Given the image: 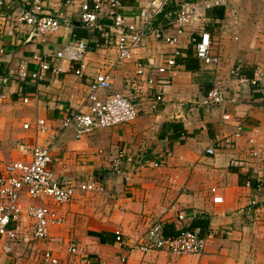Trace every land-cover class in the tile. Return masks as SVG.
<instances>
[{
  "label": "crops",
  "instance_id": "obj_1",
  "mask_svg": "<svg viewBox=\"0 0 264 264\" xmlns=\"http://www.w3.org/2000/svg\"><path fill=\"white\" fill-rule=\"evenodd\" d=\"M3 1L9 11L19 12V0ZM81 1L43 0L47 11L63 18L60 29L46 35L44 41L26 25L10 30L13 22L0 33V75L6 77L0 87L4 158L26 157L19 144H51V168L60 181L95 180L104 185L102 193L86 192L97 194L89 201L76 199L80 191L69 203L52 205L63 215L64 223L52 228L46 241L35 240L34 246L52 250L62 264H119L128 245H119L116 233L124 235L129 244L143 237L153 221L161 220L169 235L181 227L201 236L215 234L199 254L135 250L128 255L129 264H264V208L256 212L249 206L253 198L264 200V191L254 189L263 163L249 155L247 142L254 135L264 136V88L241 84L231 75L235 66L251 75L256 65L264 64V0H231L223 18L209 17L208 29L221 57L214 69L200 66L186 34L180 35L181 59L157 110L150 108L153 90L136 75V62L151 61L152 67H159L174 47L147 37L129 59L119 62L113 41L80 24L64 22H78ZM179 1L169 3L156 21L171 35L175 34L171 21ZM122 3L127 23L138 27L134 15L141 1ZM74 31L87 43L82 60L52 59L67 42L76 40ZM36 53L51 58L59 72L47 71L39 82L17 80L13 73L20 62L34 68L31 56ZM184 63L197 68L187 70ZM80 67L85 73L81 78L74 74ZM97 73L109 74L110 92L128 95L137 104L139 115L131 123L97 129L78 139L72 129L62 128V117L72 110L87 109L88 82ZM213 87L222 90L224 102L201 106L200 98ZM225 114L229 118H223ZM37 118L46 120V134L37 133L32 125L23 128ZM237 126L243 132L235 147L216 142L214 153L206 152L215 136H231ZM120 151L133 161L123 160L121 171L116 172L113 161ZM155 162L160 166H154ZM246 181L252 185L247 186ZM213 187L222 197L221 203L213 202ZM179 214L182 220H178ZM71 241L78 248L74 254L68 252ZM21 250L28 253L31 245L15 247L11 254ZM11 254L0 253V264H17Z\"/></svg>",
  "mask_w": 264,
  "mask_h": 264
},
{
  "label": "built area",
  "instance_id": "obj_2",
  "mask_svg": "<svg viewBox=\"0 0 264 264\" xmlns=\"http://www.w3.org/2000/svg\"><path fill=\"white\" fill-rule=\"evenodd\" d=\"M141 8L135 13L138 27L127 23L126 15L122 13V0H84L78 5V22L80 26L90 33H97L106 40L113 41L118 54V61L129 59L134 50L140 47L147 37L161 41L174 47L159 67H152V62H136V75L153 90L150 108L159 109L165 101V89L171 84L178 63L176 58L180 55L177 48L180 35L186 34L193 47V56L200 66L216 68L221 57L215 50L217 40L206 29L208 20L206 10L213 6H222L229 11L231 0H181L173 11L172 26L175 34L166 33L157 26V18L165 7L176 0H139ZM19 12L14 14L9 7L0 0V33L5 32L7 25H26L44 41L46 35L57 32L63 24V18L53 15L45 8L43 0H19ZM70 3V1H67ZM3 7H6L3 9ZM8 7V8H7ZM66 24L73 23L65 21ZM3 28V29H2ZM9 30V29H8ZM7 30V31H8ZM12 32V31H11ZM67 42L64 47L52 55V59H67L69 61L82 60L87 50L84 39ZM3 50L0 49V52ZM51 58L43 54H33L34 68H29L25 61L20 62L14 74L19 81L31 80L39 82L44 79L45 73L51 71L58 73L60 67L53 64ZM78 77L84 76L82 67L74 70ZM232 77L241 84H249L264 88V64L254 67L250 76L241 72L240 66L231 70ZM6 82V77L0 75V87ZM88 106L85 111L72 110L66 112L61 121L63 129H72L76 138L80 139L97 129L110 128L123 123L133 122L139 115L137 104L122 92H110L111 81L107 73H97L88 82ZM104 92L100 96V92ZM1 97H4L2 95ZM28 101L27 97L23 98ZM224 102V95L220 88L213 87L200 98L199 104L204 107H215ZM223 118H229L228 114ZM39 134H46L48 126L46 120L37 118L33 124H23L24 129L30 128ZM242 127L237 126L231 136L219 138L215 136L206 149L209 154L214 153L215 143L235 147V140L242 135ZM248 153L255 160L259 159L263 165L257 170V182L254 189L264 191V136L254 135L248 138ZM18 149L26 157L18 160H6L0 148V253L11 254L15 247H29L32 240L46 241L50 230L64 223V217L57 207L72 201L78 192L104 191V185L95 180L62 182L51 168L53 163V146L51 144H37L31 146L19 144ZM123 160L132 162L133 158L120 151L113 161V169L121 171ZM141 163L140 166H144ZM154 166H160L155 162ZM251 186L250 181H246ZM213 202L221 203L222 197L216 188H211ZM249 206L259 212L264 208V200L251 199ZM183 215H178L182 220ZM215 232L199 235L190 229L181 227L177 235H167L164 223L155 220L148 227L140 239L127 244V239L121 233H116V242L128 245L125 253L120 254L119 264H129L130 252L140 250L145 253L150 250H163L176 256L199 254L214 237ZM77 244L71 241L68 247L70 254L76 253ZM15 264V262H12ZM40 264H62L60 258L50 249H45L40 256ZM102 264H110L102 262Z\"/></svg>",
  "mask_w": 264,
  "mask_h": 264
},
{
  "label": "rangeland",
  "instance_id": "obj_3",
  "mask_svg": "<svg viewBox=\"0 0 264 264\" xmlns=\"http://www.w3.org/2000/svg\"><path fill=\"white\" fill-rule=\"evenodd\" d=\"M79 196L76 197L77 200L89 201L97 196V194L80 192ZM35 240L31 241V250L30 252H26L25 250L20 253H13L11 256L14 258L13 260L17 262V264H40V256L43 252V248L39 245L34 246Z\"/></svg>",
  "mask_w": 264,
  "mask_h": 264
},
{
  "label": "trees",
  "instance_id": "obj_4",
  "mask_svg": "<svg viewBox=\"0 0 264 264\" xmlns=\"http://www.w3.org/2000/svg\"><path fill=\"white\" fill-rule=\"evenodd\" d=\"M206 15L208 17L211 16V17H216V18H220L221 19L224 16V8L222 6H213V7H211V8L206 10ZM206 29L209 30L208 29V25L206 26ZM74 34H75L76 38H80V35H78L76 31H74ZM94 34H97V33H94ZM188 56L190 57V53L188 54ZM180 59H181V57H177L176 58L177 63H179ZM184 64H185V67H186L187 70H194V69L197 68V65H191L189 63H184ZM247 76H250V75H247ZM178 233L179 232H176L175 234H172V236L173 235H177ZM166 234L169 235L168 233H166Z\"/></svg>",
  "mask_w": 264,
  "mask_h": 264
},
{
  "label": "water",
  "instance_id": "obj_5",
  "mask_svg": "<svg viewBox=\"0 0 264 264\" xmlns=\"http://www.w3.org/2000/svg\"><path fill=\"white\" fill-rule=\"evenodd\" d=\"M74 25H78L79 24V22H75V23H73Z\"/></svg>",
  "mask_w": 264,
  "mask_h": 264
}]
</instances>
